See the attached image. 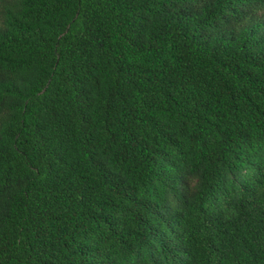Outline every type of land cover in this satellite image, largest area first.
<instances>
[{
  "label": "trees",
  "instance_id": "obj_1",
  "mask_svg": "<svg viewBox=\"0 0 264 264\" xmlns=\"http://www.w3.org/2000/svg\"><path fill=\"white\" fill-rule=\"evenodd\" d=\"M0 264H264V0H0Z\"/></svg>",
  "mask_w": 264,
  "mask_h": 264
}]
</instances>
